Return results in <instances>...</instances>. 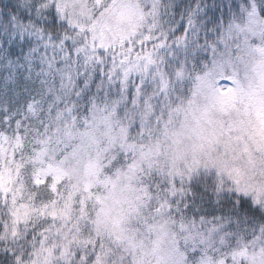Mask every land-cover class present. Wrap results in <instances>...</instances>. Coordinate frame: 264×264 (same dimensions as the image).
<instances>
[{"label": "snow or ice", "instance_id": "6c2138e0", "mask_svg": "<svg viewBox=\"0 0 264 264\" xmlns=\"http://www.w3.org/2000/svg\"><path fill=\"white\" fill-rule=\"evenodd\" d=\"M0 264H264V0H0Z\"/></svg>", "mask_w": 264, "mask_h": 264}]
</instances>
